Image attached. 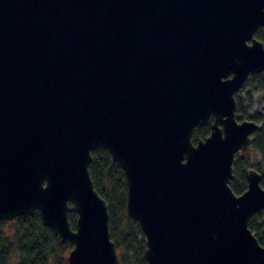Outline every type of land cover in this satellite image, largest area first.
<instances>
[{
	"label": "water",
	"instance_id": "water-1",
	"mask_svg": "<svg viewBox=\"0 0 264 264\" xmlns=\"http://www.w3.org/2000/svg\"><path fill=\"white\" fill-rule=\"evenodd\" d=\"M260 27L264 0H0V220L37 212L65 264H118L88 173L102 148L146 264H264L260 174L228 185L260 127L234 98L264 74Z\"/></svg>",
	"mask_w": 264,
	"mask_h": 264
},
{
	"label": "trees",
	"instance_id": "trees-1",
	"mask_svg": "<svg viewBox=\"0 0 264 264\" xmlns=\"http://www.w3.org/2000/svg\"><path fill=\"white\" fill-rule=\"evenodd\" d=\"M254 37L264 47V27L257 29ZM247 87L264 91V74L250 75L234 95L237 120L247 116L250 109L248 96L244 101L246 106H242L241 100V93ZM249 119L260 124L252 135L250 151L259 156V163L254 169L260 174V186L264 189V123L258 114H251ZM210 122L194 129L192 143L209 135ZM90 156L88 173L94 190L107 204L109 237L114 243L118 264H146L144 235L138 222L125 212L126 184L123 171L111 161L108 151L102 148L91 150ZM246 168L244 160H233L232 178L228 185L235 195L246 190ZM75 219V213L68 214L71 228L74 227ZM247 228L264 248L262 211L248 219ZM71 248V244L60 243L51 228L42 225L37 212L32 216L19 215L12 221L0 220V264H65L66 254Z\"/></svg>",
	"mask_w": 264,
	"mask_h": 264
},
{
	"label": "rangeland",
	"instance_id": "rangeland-1",
	"mask_svg": "<svg viewBox=\"0 0 264 264\" xmlns=\"http://www.w3.org/2000/svg\"><path fill=\"white\" fill-rule=\"evenodd\" d=\"M250 99V109L247 111V116L242 118V120H250L249 116L251 114H258L262 118V123H264V91L256 90L252 88H245L244 91L241 93V100L243 102V107L246 106V103L244 102L246 98ZM241 121V120H238ZM244 160L247 164V169H254L255 166L259 163V156L255 153H252L249 150L244 152L243 154H236V157L234 160ZM262 216H263V226H264V209L262 210Z\"/></svg>",
	"mask_w": 264,
	"mask_h": 264
},
{
	"label": "flooded vegetation",
	"instance_id": "flooded-vegetation-1",
	"mask_svg": "<svg viewBox=\"0 0 264 264\" xmlns=\"http://www.w3.org/2000/svg\"><path fill=\"white\" fill-rule=\"evenodd\" d=\"M209 121H211V119Z\"/></svg>",
	"mask_w": 264,
	"mask_h": 264
}]
</instances>
